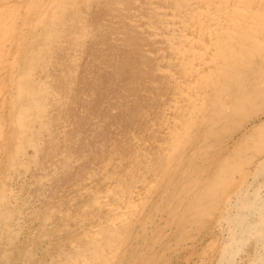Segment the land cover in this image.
<instances>
[{"label":"bare ground","instance_id":"bare-ground-1","mask_svg":"<svg viewBox=\"0 0 264 264\" xmlns=\"http://www.w3.org/2000/svg\"><path fill=\"white\" fill-rule=\"evenodd\" d=\"M99 1L0 0V255L3 260L8 256L5 247L9 243L4 234H19L23 228L20 216L15 214L20 199L13 183L18 176H24L29 166H36L43 136L48 138V130L52 129L49 128L51 108L64 102L57 85L59 78H50L51 63L60 49L70 48L71 62L78 60L81 42L91 33L81 8L96 13L101 5ZM139 1H135L133 9L127 7L130 5L127 2L128 23L157 42L159 50L166 51L165 55L168 52V61L177 63L176 75L167 68L169 64L157 68L161 75L172 76L176 94L166 102L167 113L158 133L159 140L152 148L143 145L140 157L130 162L129 172L139 174V189H130L132 177L120 175L115 176L120 182L108 184V188L98 192L90 193L88 187L92 183H86L81 192L87 199L78 210L85 213L92 208H103L107 216L97 224H83L79 236L69 240L64 254L58 246H53L48 264H123L122 260L125 264H171V258L181 256L188 264H264V0ZM112 26L116 27L117 23ZM164 54H158L161 60ZM134 84L138 90L140 84L135 81ZM235 128V135L224 143L223 135ZM151 149L156 150L158 160L153 159ZM61 157L62 162L69 160L66 153ZM54 164L50 165V174L56 170ZM134 165H139L136 170ZM51 178L49 173L41 172L39 181ZM161 185H164L158 195L161 202L153 205L142 222L140 212ZM32 213H27V218H34ZM38 219L40 226H52L49 215ZM133 222L138 230L128 239L127 229ZM150 233L154 235L147 241ZM46 239V244L52 246L50 238ZM123 248L133 254H122ZM21 255L19 264H30L31 252L27 249Z\"/></svg>","mask_w":264,"mask_h":264},{"label":"rangeland","instance_id":"rangeland-1","mask_svg":"<svg viewBox=\"0 0 264 264\" xmlns=\"http://www.w3.org/2000/svg\"><path fill=\"white\" fill-rule=\"evenodd\" d=\"M119 1L122 4H120ZM122 1L123 0H118V2L116 3H118L119 5H117L115 2H112L111 0H100L98 3H100L101 5L99 4L100 6H98L99 9L97 8L96 13L92 9H88V8L86 9L85 7L81 8L83 9V13L85 12L84 14L86 16V19L89 25L91 26L90 27L91 33L81 42L80 48L78 50L79 51L78 60L74 63L71 62L72 60L70 59V56H69L70 48L66 50H63V49L58 50L59 53L56 52V56L55 58H53L54 62L52 61L51 63L50 71L52 72L50 73V78L51 79L54 78V80H57V78H59L57 80L58 81L57 85L61 93L60 96L63 98L64 102L58 105H54L53 108H51L52 114L49 119L51 125L49 124V128H52V129L48 130L50 133L49 134L50 136H48V138H47V135L43 136V140H42L43 145L41 146L40 152L38 153V158L35 159V162L37 161L36 166L35 167L29 166L28 171L25 173L26 175L24 174V176L23 175L18 176L17 182L14 181L13 183V185L15 186V191L18 193L17 194V196L19 197L18 199H20L17 201V206H16V209H17L16 211L18 213L16 212L15 214L18 215V217L20 216L23 228H21V231L19 234H12L10 236H8L9 235L8 233L6 235L4 234V237L7 236L9 239V243H7L6 244L7 246L5 247L6 249H8V256L7 258H5V260H3L2 256L0 255V264H19L22 258L21 254L23 253L24 250L26 251L27 249L29 250V252H31V255L29 258L30 264H37V263L38 264L39 263L48 264L49 258L52 255L53 246L55 245L58 246L61 252H63L64 254V252L68 250L69 240L75 239L79 236V228L83 224L84 225H91L95 223L97 224V222H99V219H102L103 217L107 216L108 212L107 211L105 212L103 208H100L101 210L97 208H92V209H89V211L85 213L83 211L81 213L78 210L79 205L84 203L87 199L86 196L82 195L83 193L81 192L82 188L88 185L86 183H89V182L92 183L91 187H88L89 191H91L90 193L98 192L99 190H104L108 184H109L108 186H110V184L115 183V181L120 182L117 179L118 177H115V176L120 175L122 178L127 177L129 179L132 177V181L130 182V189L131 188L133 190L139 189V187H137L139 183V180L137 179L139 177L138 176L139 174L138 172H135V174H133L132 173L133 170L130 173L129 165L134 160V157L136 156L140 157L139 151L142 149L141 147L143 145H149L152 148L153 146L151 145L159 140L160 134L158 133H160V129H162L164 126L163 125L164 122L162 121L165 119L166 113H167V108L165 107L166 102L171 100L172 98L174 99V96H175L174 94H176L175 92L176 85L174 83V80L172 79V76L165 77L161 75L160 73H158L157 68L158 66L169 64L168 66L170 67H167V68H169V70L171 69L170 70L171 74H174V75L177 74L178 68H177V63L172 62L171 61L172 59L168 61L169 60L167 56L169 54L168 52L165 55L164 53L166 51L164 52V50H159V45L157 42L149 38L147 35H145V33L143 34L142 31L138 29L136 31L135 30L136 28L134 29L131 23H128L129 22L127 18L128 14L126 15L125 7L129 3V1L128 0H124L123 2ZM130 1H131L129 3L130 5H128L127 7L129 9H133V7L136 4L135 3L136 0H130ZM139 2H145V0H140ZM115 5H117L118 7ZM116 7L118 8V10ZM141 13L144 14L143 9ZM107 16L109 19L106 18ZM117 19H118V22H117ZM121 19L123 20L121 21ZM115 22L117 23L116 27L112 26V25H116ZM109 23L112 28L110 27ZM113 28H116V29H113ZM109 29L110 30L112 29L111 32L109 31ZM107 35L109 37V40H108ZM128 41H130V43H128ZM122 46L124 47V49ZM127 47L128 49L126 50ZM129 47H131L130 50H129ZM60 51H62V53H60ZM65 53H66V56H65ZM146 53L149 54V57ZM158 54L159 55L164 54L165 58L161 60ZM144 56H146L145 59L147 60L143 63L145 59L141 60V58H144ZM130 58H132L133 62L130 60ZM105 59L106 60L108 59V60L106 61ZM149 59H150V63L148 62ZM118 61L120 62L119 65H117ZM146 62L147 64L148 63L149 64L147 65ZM121 63H124L125 68L123 67ZM140 63L145 64V66L143 64L141 66ZM138 64L140 66H138ZM172 64H174V66H172ZM114 65H116L115 69H114ZM129 65L130 67H128ZM118 66L123 67V68L119 67L121 70L123 69L121 73H119L120 69H118ZM139 67L140 69H138ZM133 69L135 70L132 71ZM144 70L145 72L147 70L148 71L146 73H142ZM117 73L118 75L116 76L115 74ZM134 73L136 74L138 73V76H136V74L134 75ZM150 73H152L153 75ZM143 74H146V75H143ZM142 76H143V79H142ZM138 77H141V78H138ZM130 78L131 79L133 78L134 80L132 79L131 81ZM142 80L144 81L142 82ZM134 81L135 83L138 82L140 86L145 83L146 84L145 86L144 85L141 86L143 87L142 88L143 90L141 89L139 85H138V90H137V84H134ZM69 83H70V86H69ZM126 83L128 84L131 83V84L127 85ZM147 83H148V86H147ZM129 86L133 89H131ZM155 89H156V92H155ZM126 90H127V93L129 91H132V92H129L127 94L125 93ZM120 91L121 93L123 92L122 93L123 96L119 95ZM135 91L138 93H136ZM117 94L119 95V97L121 96L120 101H119V97ZM115 95L118 97L119 102L117 101V97ZM128 97L130 98V100ZM147 99H149V101ZM113 100L114 101L116 100V101L114 102ZM105 102L107 104H105ZM162 102H164V104ZM115 103L117 104L118 107H115L116 105ZM113 107H115V109H113ZM150 107H151V110H150ZM153 122L154 123L156 122V123L154 124ZM84 124H87V125H84ZM235 131H236V128L233 131L227 132L223 135L224 143H225V139H229L231 136L235 135L234 133ZM52 137H54L55 140L52 139ZM76 143L77 145H75ZM138 143H139V146H138ZM55 144L57 145L55 146ZM151 151H152L153 159L156 157V160H158L156 150L151 149ZM62 153H66L69 156L68 161L62 162L63 161L61 160ZM112 153L114 154L112 155ZM121 162L122 164H120ZM52 163L53 164L55 163L54 167L56 168V170L53 171L52 174H50L51 169H52L50 168V165ZM138 166L139 165H136L135 167L134 165L135 167L134 169L136 170ZM41 172L43 174L49 173V175L52 178L49 181H45V180L39 181ZM109 176H111V178ZM109 180H111V182ZM100 182L103 185H101ZM163 187L164 185H161V187L158 188L157 190L158 192L154 193L153 195L154 197H152L145 204L144 206L145 208L143 207V211H141L139 214L140 215L139 220L142 219V222H144L145 220L144 217L146 215H149L150 210L154 207L153 205L157 204V202L158 203L161 202V199L158 197V195L162 193ZM58 198L59 200H57ZM162 207L163 206H161L160 204L159 208L161 210L163 209ZM51 209L53 212L49 213ZM29 212L31 213L34 212L32 213L34 218L32 219L27 218V213ZM99 212L101 214L103 212L104 213L101 215L99 214ZM45 214L49 215L48 222L50 221L52 223V226L55 225V227L40 226L38 217L42 218L43 216H45ZM86 219H88V221ZM136 224L134 222L131 223L129 226V229H127V231L130 232V234L128 233V239L131 238V234H133L132 232H136L138 230L137 228L138 225ZM153 227L155 226L153 225ZM146 230L149 231V229H146ZM148 235H147V241L150 240V238L154 234L152 235V233H150ZM46 238H50L52 246L46 244L47 242ZM3 245H5V243H3ZM48 247L51 249H49ZM123 250L124 248L121 251L122 252L125 251V253H122V254H125L127 256L129 255L131 256L133 254V253L131 254L129 250L127 251L126 249L124 251ZM34 253H37V254H34ZM124 262L125 260H122L123 264H125ZM170 263L171 264H188L186 262V259L183 260L182 256L179 259L174 258V257L171 258ZM156 264H159V262H157Z\"/></svg>","mask_w":264,"mask_h":264}]
</instances>
